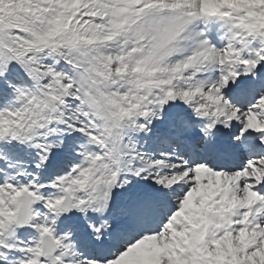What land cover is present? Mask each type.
Instances as JSON below:
<instances>
[{"label":"snow or ice","instance_id":"snow-or-ice-1","mask_svg":"<svg viewBox=\"0 0 264 264\" xmlns=\"http://www.w3.org/2000/svg\"><path fill=\"white\" fill-rule=\"evenodd\" d=\"M0 264H264V0H0Z\"/></svg>","mask_w":264,"mask_h":264}]
</instances>
